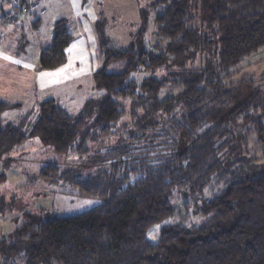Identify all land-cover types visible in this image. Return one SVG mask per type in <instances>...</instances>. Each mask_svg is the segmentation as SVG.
Instances as JSON below:
<instances>
[{"label": "trees", "instance_id": "trees-1", "mask_svg": "<svg viewBox=\"0 0 264 264\" xmlns=\"http://www.w3.org/2000/svg\"><path fill=\"white\" fill-rule=\"evenodd\" d=\"M150 3L153 43L146 8L126 47L111 40L104 20L96 22L100 91L79 111L48 97L26 130L4 122L2 112L14 104L0 99V159L39 136L87 162H49L35 178L103 198L72 214L26 210L8 236L0 220V264L21 253L26 264H264V163L249 148L254 133L264 151V90L250 76L226 80L264 46V0ZM69 30L67 18L56 21L44 67L66 61ZM111 63L123 67L108 70ZM135 72L146 74L131 78ZM226 171L231 180L205 198L203 188ZM5 178L1 172L0 183ZM188 193L192 199H184ZM12 205L2 196L0 215ZM158 222L152 240L148 231Z\"/></svg>", "mask_w": 264, "mask_h": 264}, {"label": "rangeland", "instance_id": "rangeland-1", "mask_svg": "<svg viewBox=\"0 0 264 264\" xmlns=\"http://www.w3.org/2000/svg\"><path fill=\"white\" fill-rule=\"evenodd\" d=\"M151 1L40 0L36 9L4 18L9 12L10 0H0V99L14 104L2 112L4 122L29 130L38 116L40 102L48 97H55L72 112L79 111L88 97L98 95L100 91L95 87L93 76V71L104 63L96 22L104 20L111 40L117 46L126 47L141 27V10L146 8L149 17L145 36L147 43H153L157 37ZM61 18H67L70 27L66 61L55 67H44L42 50L53 42L55 23ZM37 19L40 21L35 24ZM122 67L120 63H111L107 69L120 70ZM144 74L135 72L130 77L140 78ZM246 76L252 77L255 86L264 90V46L246 56L226 80L238 84ZM249 138L251 154L264 163V151L256 134L251 133ZM49 162L83 168L87 161L78 153L57 152L39 136L26 139L0 159V173L6 174L0 183V198L5 196V200L14 204L12 209L0 215L5 236L13 231L26 210L65 215L89 209L103 201L98 196L79 195L60 183L51 184L35 178L40 168ZM230 180V172L226 171L222 176L215 174L203 188V196L213 197ZM184 197L193 198L190 193ZM194 208L195 204L191 203L190 211ZM163 222L150 228V239L159 238ZM12 264H26L25 255H18Z\"/></svg>", "mask_w": 264, "mask_h": 264}, {"label": "built area", "instance_id": "built-area-1", "mask_svg": "<svg viewBox=\"0 0 264 264\" xmlns=\"http://www.w3.org/2000/svg\"><path fill=\"white\" fill-rule=\"evenodd\" d=\"M40 0H10L9 12L4 18L18 16L21 13L36 9ZM45 10V8H43Z\"/></svg>", "mask_w": 264, "mask_h": 264}]
</instances>
